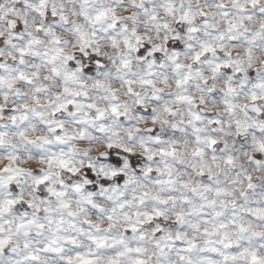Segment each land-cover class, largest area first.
Returning <instances> with one entry per match:
<instances>
[{
    "label": "clouds",
    "instance_id": "clouds-1",
    "mask_svg": "<svg viewBox=\"0 0 264 264\" xmlns=\"http://www.w3.org/2000/svg\"><path fill=\"white\" fill-rule=\"evenodd\" d=\"M0 264H264V0H0Z\"/></svg>",
    "mask_w": 264,
    "mask_h": 264
}]
</instances>
